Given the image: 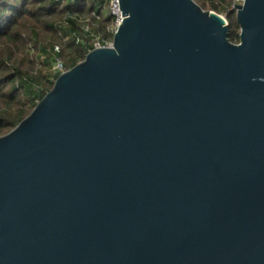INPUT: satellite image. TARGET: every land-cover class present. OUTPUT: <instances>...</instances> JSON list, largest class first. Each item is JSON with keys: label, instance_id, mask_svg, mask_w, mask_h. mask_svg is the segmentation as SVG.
I'll use <instances>...</instances> for the list:
<instances>
[{"label": "water", "instance_id": "water-1", "mask_svg": "<svg viewBox=\"0 0 264 264\" xmlns=\"http://www.w3.org/2000/svg\"><path fill=\"white\" fill-rule=\"evenodd\" d=\"M120 9L0 137V264H264V0L239 44L194 0Z\"/></svg>", "mask_w": 264, "mask_h": 264}, {"label": "trees", "instance_id": "trees-1", "mask_svg": "<svg viewBox=\"0 0 264 264\" xmlns=\"http://www.w3.org/2000/svg\"><path fill=\"white\" fill-rule=\"evenodd\" d=\"M203 10L224 15L229 25V40L240 43V27L234 0H194ZM106 0H79L75 3L56 0H0V137L8 134L27 118L38 102L52 90L59 74L49 73L52 63L61 60L67 70L84 61L88 50L74 38H84L79 24L68 15H90ZM93 22L98 34L106 36L111 19L97 11ZM51 38L50 48L43 47L42 67L36 70L37 60L21 55L33 41ZM69 38L68 40H66ZM112 39L111 37H108Z\"/></svg>", "mask_w": 264, "mask_h": 264}, {"label": "built area", "instance_id": "built-area-1", "mask_svg": "<svg viewBox=\"0 0 264 264\" xmlns=\"http://www.w3.org/2000/svg\"><path fill=\"white\" fill-rule=\"evenodd\" d=\"M56 1L58 2L67 1L69 3H75L79 0H56ZM106 1L107 4L98 7V10L102 11L105 17L111 19V24L106 29V36L111 37L112 39H109L108 37H104L103 35L98 34L96 32V27L94 25L93 19L94 18L99 19V16L97 15L98 10L92 11L90 15L87 16H82L79 14L68 15L70 19L76 21L79 24L82 33L84 34V38L76 34H73L71 38H74L77 41V43L82 44L88 50V53L96 49L112 47L114 36L123 22V15L120 9V0H106ZM242 3L243 0H234L232 10L236 11L237 6ZM221 16L224 19H226L224 15ZM68 39L69 38H67L66 40ZM50 69H51L50 71L51 73L59 74V75L68 71L64 67V64L61 60L54 61Z\"/></svg>", "mask_w": 264, "mask_h": 264}, {"label": "rangeland", "instance_id": "rangeland-1", "mask_svg": "<svg viewBox=\"0 0 264 264\" xmlns=\"http://www.w3.org/2000/svg\"><path fill=\"white\" fill-rule=\"evenodd\" d=\"M37 41H33L32 43H30L28 45L27 48L24 49L23 53L21 55L25 56V57H30V58H34L36 59L37 62V66H36V70L35 71H39V70H45L44 67H42L43 61L45 60V56L44 54L41 52V48L43 47H47L50 48L51 46V38L50 37H46V38H40L39 43H36ZM50 70L48 69V67H46V70L44 72H46V74H48ZM51 73V72H49Z\"/></svg>", "mask_w": 264, "mask_h": 264}]
</instances>
